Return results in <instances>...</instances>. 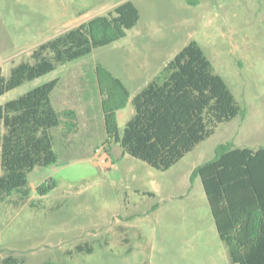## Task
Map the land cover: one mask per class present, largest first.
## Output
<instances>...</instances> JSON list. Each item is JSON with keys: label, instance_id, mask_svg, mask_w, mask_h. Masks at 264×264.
<instances>
[{"label": "rangeland", "instance_id": "374dc122", "mask_svg": "<svg viewBox=\"0 0 264 264\" xmlns=\"http://www.w3.org/2000/svg\"><path fill=\"white\" fill-rule=\"evenodd\" d=\"M125 1L135 5L139 21L124 38L7 92L0 105L78 72L92 92L95 65H101L129 93L116 114L121 134L134 116L133 97L194 41L246 110L245 118L218 125L166 171L121 152L112 153L105 168L94 157V149L105 147L97 135L82 152L70 153L51 129L56 162L28 174L24 203L17 192L0 202V264L9 256L22 259L20 264H231L192 172L219 144L264 145V0H0V22L9 24L20 44L0 56L2 75L8 77L12 67L30 61L35 47L70 28L57 20L62 8L82 21ZM92 99L101 129L99 100ZM50 179L55 187L39 195L37 187Z\"/></svg>", "mask_w": 264, "mask_h": 264}, {"label": "trees", "instance_id": "16d2710c", "mask_svg": "<svg viewBox=\"0 0 264 264\" xmlns=\"http://www.w3.org/2000/svg\"><path fill=\"white\" fill-rule=\"evenodd\" d=\"M138 21L137 8L125 1L106 15L94 16L39 44L30 52V61L12 67L8 77L0 68V96L124 38ZM94 73L92 92L78 72L0 105V202L12 192L25 202L28 174L56 162L50 130L59 128L69 137L89 128L79 121L77 110L92 113L93 97H98L103 124L100 129L94 123L92 129L96 134L101 130L105 150L109 153L112 145L118 146L122 154L159 171L168 170L210 138L218 125L246 115L194 41L133 97L134 116L121 134L116 114L126 106L129 93L101 65H95ZM192 176L200 178L231 264H264V145L219 144L214 157L197 166ZM54 187L50 179L36 190L44 196ZM20 263L22 259L12 256L2 260V264Z\"/></svg>", "mask_w": 264, "mask_h": 264}, {"label": "crops", "instance_id": "0c3cea01", "mask_svg": "<svg viewBox=\"0 0 264 264\" xmlns=\"http://www.w3.org/2000/svg\"><path fill=\"white\" fill-rule=\"evenodd\" d=\"M90 19V18H89ZM57 20H60L61 22H59L62 27H66L67 25H70L69 27L72 28L74 26H77L78 24L86 21V20H82V21H78L77 18H73V16H70L68 14V10L66 7L62 8L61 11L59 12L58 16H57ZM88 20V19H87ZM69 28V29H70ZM6 29V30H5ZM7 29H10L9 32H7ZM68 30V29H67ZM7 32V33H4ZM11 28L9 27V24L6 22H0V56L1 55H6L7 52L11 54V50L13 46L16 45H20L17 44V42H14V37L11 35ZM13 58V56L9 57V59L11 60ZM68 83V82H67ZM70 84V83H68ZM77 118L79 119V121L83 124H88L89 128L88 129H80L79 131H77L75 134L71 135L68 137V135H64L61 131V129H56L57 132H59V134L62 137V149L66 152H82V150H84V148L87 146L88 142H92L94 137L96 136L97 139L102 140V134H101V130H99V132H94V130L92 129L93 124L95 123V116L90 112V111H81V110H77ZM103 119V118H102ZM100 123V122H99ZM96 124V123H95ZM101 125V124H99ZM87 126V125H85ZM97 126V125H96ZM98 127V126H97ZM78 134H82L84 135V137H81V135ZM80 136L81 141L79 142V139H77V137ZM90 145V144H89ZM236 145V144H235ZM237 147H243L240 145H236ZM216 148V147H215ZM250 148V147H249ZM120 149L118 146L112 145L109 149V155L112 157V153L115 154H120ZM122 154V152H121ZM214 154H215V149H214ZM214 157V156H213ZM212 157V158H213ZM212 158H210L209 160H211ZM207 160V161H209ZM205 161V162H207ZM203 162V163H205ZM201 163V164H203ZM199 164V165H201ZM197 165V166H199ZM195 166V168L197 167ZM193 168V170L195 169ZM200 179V178H199ZM203 188V187H202ZM204 191V189H203ZM205 194V193H204ZM206 197V196H205ZM212 216V215H211ZM213 219V218H212ZM214 222V220H213ZM214 227H215V223H214ZM215 231H216V227H215ZM217 233V232H216ZM218 236V234H217ZM221 241V240H220ZM222 242V241H221ZM224 244V243H223ZM226 247V246H225ZM227 250V249H226ZM228 255V254H227Z\"/></svg>", "mask_w": 264, "mask_h": 264}, {"label": "built area", "instance_id": "2783aa9c", "mask_svg": "<svg viewBox=\"0 0 264 264\" xmlns=\"http://www.w3.org/2000/svg\"><path fill=\"white\" fill-rule=\"evenodd\" d=\"M94 157L97 160V163L105 168H108L112 163L111 157L104 147L95 149Z\"/></svg>", "mask_w": 264, "mask_h": 264}]
</instances>
